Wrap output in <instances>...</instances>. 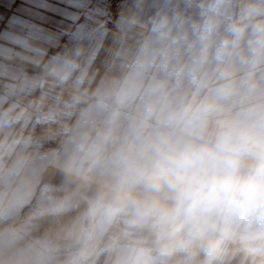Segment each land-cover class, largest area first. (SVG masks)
I'll use <instances>...</instances> for the list:
<instances>
[{"label": "clouds", "instance_id": "obj_1", "mask_svg": "<svg viewBox=\"0 0 264 264\" xmlns=\"http://www.w3.org/2000/svg\"><path fill=\"white\" fill-rule=\"evenodd\" d=\"M31 40L0 37V264H264V0Z\"/></svg>", "mask_w": 264, "mask_h": 264}, {"label": "crops", "instance_id": "obj_2", "mask_svg": "<svg viewBox=\"0 0 264 264\" xmlns=\"http://www.w3.org/2000/svg\"><path fill=\"white\" fill-rule=\"evenodd\" d=\"M122 5L123 0H0V37L30 36L42 55L77 35L87 40L89 31Z\"/></svg>", "mask_w": 264, "mask_h": 264}]
</instances>
